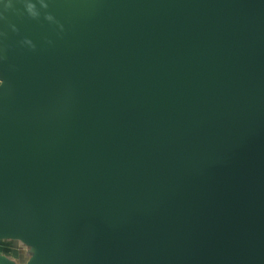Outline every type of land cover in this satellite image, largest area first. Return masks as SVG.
<instances>
[{"label":"water","instance_id":"obj_1","mask_svg":"<svg viewBox=\"0 0 264 264\" xmlns=\"http://www.w3.org/2000/svg\"><path fill=\"white\" fill-rule=\"evenodd\" d=\"M0 240L264 264V0H0Z\"/></svg>","mask_w":264,"mask_h":264},{"label":"rangeland","instance_id":"obj_2","mask_svg":"<svg viewBox=\"0 0 264 264\" xmlns=\"http://www.w3.org/2000/svg\"><path fill=\"white\" fill-rule=\"evenodd\" d=\"M34 249L18 240H0V256L12 264H25Z\"/></svg>","mask_w":264,"mask_h":264}]
</instances>
